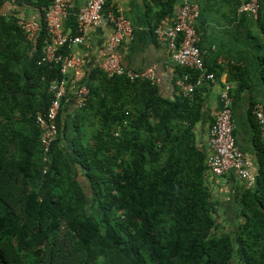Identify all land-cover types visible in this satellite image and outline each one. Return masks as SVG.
<instances>
[{
	"label": "trees",
	"instance_id": "obj_1",
	"mask_svg": "<svg viewBox=\"0 0 264 264\" xmlns=\"http://www.w3.org/2000/svg\"><path fill=\"white\" fill-rule=\"evenodd\" d=\"M11 1L41 20L28 41L17 13L0 11V264H264V169L239 197L240 221L224 227L195 146L196 90L166 100L147 82L95 68L86 104L71 115L69 149L60 144L62 102L50 161L42 160L35 119L61 78L42 61L53 0ZM175 4L163 1L159 17ZM228 74L242 79L236 92L245 88L243 69Z\"/></svg>",
	"mask_w": 264,
	"mask_h": 264
},
{
	"label": "crops",
	"instance_id": "obj_2",
	"mask_svg": "<svg viewBox=\"0 0 264 264\" xmlns=\"http://www.w3.org/2000/svg\"><path fill=\"white\" fill-rule=\"evenodd\" d=\"M165 0H111L109 7L116 8L131 24L133 35L123 41L115 50L121 63L128 69L143 71L155 65L158 83L157 94L166 100L179 96L175 82L183 69L175 66L164 44L156 41L153 34L158 23L162 3ZM255 17L240 11V0H192L199 9L196 29L200 35V48L204 64L214 73L216 84L206 82L197 88L201 99V116L193 128L195 146L203 151L206 158V138L216 111L220 107V84L229 83L233 88L232 119L234 139L239 150L250 162L251 170L260 174L264 169V148L262 147L257 125L252 116V106L257 103L264 108V0ZM87 0H72L68 14L62 19L61 31L73 35L78 11ZM4 15L16 12L20 19L40 22L38 10L24 6L17 8L11 0L3 3L0 9ZM164 17V16H163ZM113 32L111 24L106 23L88 29L82 42L71 51L80 60V67L67 74V90L71 95L79 86H86L89 73L103 58L101 53L106 41ZM244 70L242 78L245 88L236 92L238 83L229 77V67ZM69 109L63 112L65 134L61 135V146L70 147L74 137ZM205 182L213 201L217 203V221L224 227L240 221L239 197L248 189L245 183L232 174L213 176L205 170Z\"/></svg>",
	"mask_w": 264,
	"mask_h": 264
},
{
	"label": "built area",
	"instance_id": "obj_3",
	"mask_svg": "<svg viewBox=\"0 0 264 264\" xmlns=\"http://www.w3.org/2000/svg\"><path fill=\"white\" fill-rule=\"evenodd\" d=\"M109 1L111 0H87L84 7L78 11L73 35L64 34L60 28V22L68 14L72 0H53L45 13L47 40L43 47L42 61L59 66L61 78L50 82L48 92L52 98L48 108L44 115H38L35 119L41 132L40 147L44 162L50 161V147L57 137L56 119L61 113L62 102L72 114L82 108L89 98L86 86L77 87L70 95L66 78L69 71L80 67V60L71 49L82 42L88 29L106 23L113 27V32L101 51L103 58L94 68L101 70L109 79L122 77L129 82H147L151 86L158 83L155 65L143 71H134L122 65L115 50L123 41L132 37L133 29L130 22L116 8L106 11L105 6ZM240 3V11L255 17L258 15L259 0H240ZM198 17L199 9L192 0H176L173 12L159 19L153 29L154 38L166 46L171 62L183 69L182 75L175 82L178 94L183 97H190L206 82L217 83L214 73L208 71L204 64L200 48L201 38L195 24ZM17 24L28 41L34 40L40 30L39 23L32 20L19 19ZM63 48L67 51L62 52ZM233 95V88L229 83L220 84V107L207 132L205 168L207 173L216 177L232 174L252 189L257 184L259 174L251 170L250 162L239 150L234 139ZM251 113L264 148V108L255 103Z\"/></svg>",
	"mask_w": 264,
	"mask_h": 264
}]
</instances>
